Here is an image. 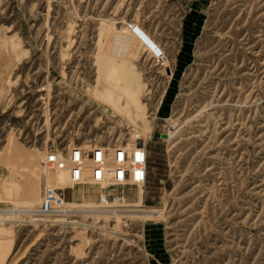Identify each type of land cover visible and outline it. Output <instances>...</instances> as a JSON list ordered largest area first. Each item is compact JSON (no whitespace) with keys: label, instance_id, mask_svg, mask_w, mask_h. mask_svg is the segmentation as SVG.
Here are the masks:
<instances>
[{"label":"rangeland","instance_id":"obj_1","mask_svg":"<svg viewBox=\"0 0 264 264\" xmlns=\"http://www.w3.org/2000/svg\"><path fill=\"white\" fill-rule=\"evenodd\" d=\"M137 139L143 188L41 167ZM0 264H264V0H0Z\"/></svg>","mask_w":264,"mask_h":264},{"label":"built area","instance_id":"obj_2","mask_svg":"<svg viewBox=\"0 0 264 264\" xmlns=\"http://www.w3.org/2000/svg\"><path fill=\"white\" fill-rule=\"evenodd\" d=\"M129 29L137 30L132 26H129ZM156 48L147 46L144 53L156 65L163 68L165 54ZM143 143V140L137 139L131 142L90 144L71 148L66 152L52 151L41 159V167L46 171H65L72 187L90 185L98 188L100 192L111 189L123 190L129 187L143 188L147 177V154ZM56 193L57 196H54V191L48 193L49 200L51 196L54 199L51 202L54 207L63 200L61 194ZM100 202L105 205H122L118 195L104 193Z\"/></svg>","mask_w":264,"mask_h":264},{"label":"bare ground","instance_id":"obj_3","mask_svg":"<svg viewBox=\"0 0 264 264\" xmlns=\"http://www.w3.org/2000/svg\"><path fill=\"white\" fill-rule=\"evenodd\" d=\"M135 32V33H134ZM132 33L133 34H135V35H137L138 36V33H139V31H138V28H137V30H133L132 29ZM156 46V45H155ZM157 47V46H156ZM158 48V47H157ZM156 48V49H157ZM159 49V48H158ZM159 51L161 52V50L159 49ZM146 52V51H145ZM162 53V52H161ZM104 205H105V203H103ZM95 208V207H94ZM94 208H92V209H94ZM102 208V207H101ZM89 209V208H88ZM27 211H22V210H18V209H11V210H8V211H6V213H7V215H6V218H4L3 219V222H16V220L17 219H19L20 218V216L21 215H24L25 213H26ZM64 212V211H63ZM66 212V211H65ZM105 213H108V212H105ZM105 213H102V214H105ZM117 214L116 212H110V214ZM124 213H137V214H141V215H143L144 217H154V216H156L157 215V213L156 212H154V211H148V212H143V211H131V212H124ZM119 214H123V213H118V215ZM116 216V215H115ZM18 222V221H17ZM31 223H36V222H41V219H37V218H35V219H32L31 221H30ZM52 222H54V221H52ZM56 222H59V221H56ZM72 224H76V223H73L72 222Z\"/></svg>","mask_w":264,"mask_h":264}]
</instances>
